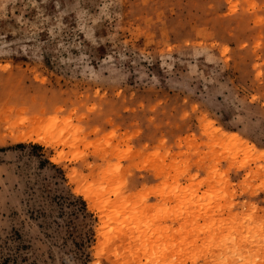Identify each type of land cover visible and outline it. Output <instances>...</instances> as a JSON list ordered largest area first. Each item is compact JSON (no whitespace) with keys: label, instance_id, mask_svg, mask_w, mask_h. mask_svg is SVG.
Wrapping results in <instances>:
<instances>
[{"label":"rangeland","instance_id":"1","mask_svg":"<svg viewBox=\"0 0 264 264\" xmlns=\"http://www.w3.org/2000/svg\"><path fill=\"white\" fill-rule=\"evenodd\" d=\"M149 263L264 264V0H0V264Z\"/></svg>","mask_w":264,"mask_h":264},{"label":"bare ground","instance_id":"2","mask_svg":"<svg viewBox=\"0 0 264 264\" xmlns=\"http://www.w3.org/2000/svg\"><path fill=\"white\" fill-rule=\"evenodd\" d=\"M228 138L237 140V136L235 135H227ZM239 140V139H238ZM148 263V262H147ZM150 264V263H149Z\"/></svg>","mask_w":264,"mask_h":264},{"label":"trees","instance_id":"3","mask_svg":"<svg viewBox=\"0 0 264 264\" xmlns=\"http://www.w3.org/2000/svg\"><path fill=\"white\" fill-rule=\"evenodd\" d=\"M21 146H22V145H21ZM31 146H32V145H31ZM34 146H35V147H36V146L38 147V145H33V147H34ZM53 166H54V165H53Z\"/></svg>","mask_w":264,"mask_h":264}]
</instances>
